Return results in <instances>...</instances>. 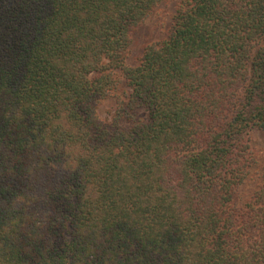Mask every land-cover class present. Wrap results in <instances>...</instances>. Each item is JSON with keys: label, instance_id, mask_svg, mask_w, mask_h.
Returning <instances> with one entry per match:
<instances>
[{"label": "trees", "instance_id": "trees-1", "mask_svg": "<svg viewBox=\"0 0 264 264\" xmlns=\"http://www.w3.org/2000/svg\"><path fill=\"white\" fill-rule=\"evenodd\" d=\"M163 1L0 0V264H264V0H180L129 64Z\"/></svg>", "mask_w": 264, "mask_h": 264}, {"label": "rangeland", "instance_id": "rangeland-1", "mask_svg": "<svg viewBox=\"0 0 264 264\" xmlns=\"http://www.w3.org/2000/svg\"><path fill=\"white\" fill-rule=\"evenodd\" d=\"M179 1L164 0L148 19L137 28L130 45V53L127 59L129 64L137 63L147 43L160 40L166 36L168 29L172 25L176 4ZM124 88L127 89L125 85ZM115 109V98H108L102 103L100 114L104 119H110ZM253 143L261 151V162L258 167L253 169L249 180L242 187L241 196L249 193L258 182L264 181V132H255L253 135Z\"/></svg>", "mask_w": 264, "mask_h": 264}]
</instances>
